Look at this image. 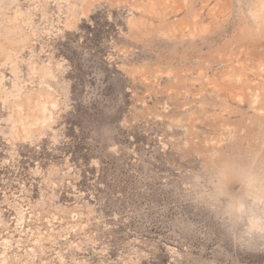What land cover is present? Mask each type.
Returning a JSON list of instances; mask_svg holds the SVG:
<instances>
[{"label":"rangeland","instance_id":"rangeland-1","mask_svg":"<svg viewBox=\"0 0 264 264\" xmlns=\"http://www.w3.org/2000/svg\"><path fill=\"white\" fill-rule=\"evenodd\" d=\"M264 158V0H0V264H264V205L183 192Z\"/></svg>","mask_w":264,"mask_h":264},{"label":"clouds","instance_id":"clouds-1","mask_svg":"<svg viewBox=\"0 0 264 264\" xmlns=\"http://www.w3.org/2000/svg\"><path fill=\"white\" fill-rule=\"evenodd\" d=\"M255 164V157L243 165L233 162L208 164L204 172L192 176L190 190L182 195L230 218L244 208L242 196L233 192V186L239 184L241 192L248 194L253 203L264 205V158L258 169ZM260 212L264 214V207Z\"/></svg>","mask_w":264,"mask_h":264}]
</instances>
